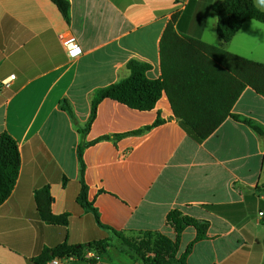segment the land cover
Wrapping results in <instances>:
<instances>
[{"label": "crops", "instance_id": "crops-1", "mask_svg": "<svg viewBox=\"0 0 264 264\" xmlns=\"http://www.w3.org/2000/svg\"><path fill=\"white\" fill-rule=\"evenodd\" d=\"M68 1L70 23L51 0H0V136L10 134L21 153L16 186L0 206V264H39L58 245L112 238L104 227L175 239L167 224L174 211L209 223L200 241L193 227L182 233L181 254L194 243L188 264H264V135L243 122L264 130V96L247 87L231 111L240 120L228 117L202 143L165 92L147 111L104 99L83 132L96 92L127 78L129 62L149 64L151 80L162 77L163 36L175 15L179 35L262 64L264 23L249 19L223 43L214 12L223 0ZM255 4L264 11V0ZM60 34L79 50L69 52ZM175 53L166 43V59ZM80 146L88 201L104 227L78 201ZM47 186L53 214L69 215L66 227L38 217L35 193ZM70 264L141 263L111 247L100 262Z\"/></svg>", "mask_w": 264, "mask_h": 264}, {"label": "trees", "instance_id": "trees-1", "mask_svg": "<svg viewBox=\"0 0 264 264\" xmlns=\"http://www.w3.org/2000/svg\"><path fill=\"white\" fill-rule=\"evenodd\" d=\"M51 1L70 23V2ZM214 12L218 18L217 33L223 43H229L249 19L264 23V11L256 6L255 0H223L214 8ZM177 18L178 15L173 17L163 36L162 77L151 80L147 76L151 70L149 64L137 60L129 62L130 75L127 78L96 92L92 102L91 117L83 132L88 131L96 117L97 106L104 99H113L130 108L147 111L155 108L165 92L181 126L196 142L202 143L228 117L240 120V117L233 115L231 111L247 87L264 96V64L234 55L200 40L179 35L175 28ZM166 43L169 48H174L176 51L174 56L167 59ZM66 108L72 112L68 106ZM243 122L264 135V130L252 121L243 120ZM161 123V120H157L155 126ZM84 147L80 146L78 150L82 183L78 201L85 209L92 210L98 223L104 227L98 213L88 201V188L84 183ZM20 169L21 153L18 143L10 134L4 132L0 136V206L11 196ZM66 183L65 178L64 185ZM53 200L48 186L36 191L38 217L46 224L66 227L69 223V215L53 214ZM167 224L174 229L175 239L157 234L127 237L123 233L104 227L113 233L112 238L79 246L61 244L45 250L35 261L46 264L55 257H75L93 263V260L85 259L86 252L94 251L101 256L106 254L109 248L115 247L141 264H188L187 258L194 243L181 254L179 243L182 233L186 228L193 227L197 231L196 241H200L206 237L209 223L186 216L180 211H174L168 215Z\"/></svg>", "mask_w": 264, "mask_h": 264}, {"label": "built area", "instance_id": "built-area-1", "mask_svg": "<svg viewBox=\"0 0 264 264\" xmlns=\"http://www.w3.org/2000/svg\"><path fill=\"white\" fill-rule=\"evenodd\" d=\"M61 42L65 45L67 50L71 53L79 50V45L67 34H60L59 36ZM15 80V75H11L8 79L2 82L4 88H10L11 84ZM260 216H264V212L260 213ZM86 260H93V263L101 261V256L96 254L94 251H88L85 254ZM74 260H77L75 257H55L47 262V264H70Z\"/></svg>", "mask_w": 264, "mask_h": 264}]
</instances>
